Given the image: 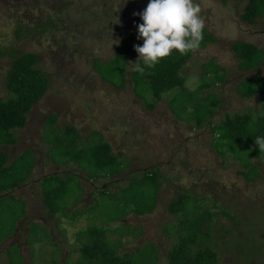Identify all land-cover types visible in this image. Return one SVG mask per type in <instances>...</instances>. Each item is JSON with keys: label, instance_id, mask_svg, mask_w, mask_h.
Wrapping results in <instances>:
<instances>
[{"label": "rangeland", "instance_id": "1", "mask_svg": "<svg viewBox=\"0 0 264 264\" xmlns=\"http://www.w3.org/2000/svg\"><path fill=\"white\" fill-rule=\"evenodd\" d=\"M56 2L67 8L61 12V19L68 20V24L54 30L53 34L38 36L36 41L25 39L18 43L21 50L41 54L40 66L48 69L52 82L48 96L39 102V112L31 116L30 126L20 135L22 140L6 148L16 157L32 147L37 151L38 161L37 170L32 172L27 184L12 190L0 200V238L12 234L0 242V264L10 262V247H15V252L19 251L17 261L22 262L23 258L24 264H53L56 259L59 262L68 259L69 264L78 262L80 252L77 247L80 242L77 233L87 226V217L71 220L60 211L56 218L51 209L53 203L48 199L41 200L43 194L40 195L38 190L43 178L53 174L66 176V189L70 193L64 198V206L70 208L68 211L71 214H76L78 210L85 211L88 204L93 206L97 200L107 203V211L102 206H95L85 213L97 216L101 223L109 214L115 215L117 202L109 201L98 193L93 195L92 191L104 185L114 191L118 185L129 183L133 171L98 179L100 170L90 167V159L83 152L101 139L111 143L114 153L123 151L133 158L131 170H139L142 174L154 166L163 174L160 202L154 213H132L122 222L109 225L112 228H116L117 224L122 225L119 230L131 234L124 238L125 244L120 248L122 251H133L155 242L161 249L160 264L166 263L168 251L177 235L175 231L179 229V219L170 211L171 199L174 195H187L185 202L191 205L194 194L198 193L202 199L197 202L200 207L208 205L206 201L212 198L242 219L239 231H235L234 220L219 215L215 210L218 228L217 238L212 241L220 253L221 264H264L262 239L254 249V257L249 258L250 241L257 239L256 234L249 236V223L252 222L254 229V224L259 223L262 216L264 219V151L254 158L259 176L248 182L239 174L243 167L235 155L229 153L223 156L220 153L218 143L221 139L213 132L227 115L248 113L249 108H254L258 114L262 112L264 97L244 98L239 94V83L246 82L248 77L254 76V72L239 67V59L232 48L234 42L241 40L264 47L262 19H258L257 25H251L241 18L249 0H230L227 4L220 0H194L200 7V15L208 30L202 40L207 43H200L194 57L182 70L186 78L185 88L182 89L185 102L172 105L170 100L175 92L164 93V98L153 108L149 106L155 102L151 90L145 85L139 86L136 91L134 88L132 74L135 70L131 62H136L139 56L135 50L128 62L125 84L121 77L113 76L109 81L110 77L100 75L96 69L99 65L95 67L94 61H109L114 56L116 45L132 33L138 36L137 25L143 21L136 13L146 8L148 0H0V42L7 46L12 44L18 23L27 20V12L43 21L54 12L51 6ZM14 13L16 17H11ZM137 44L142 45L143 40L137 39ZM9 61L0 60V96L7 94L3 79L10 66ZM104 65L106 67L108 63ZM261 73L264 75V69ZM216 75H226L228 80L220 85L213 83L212 91L199 90V86L209 83ZM208 91L216 92V97H221L222 101L216 109L210 107L215 111L214 116H206L199 125L198 117L204 116L206 106L211 105L203 99ZM193 103L199 106V112L196 113L194 106H190ZM54 108L60 109L58 126L63 127L68 123L76 126L79 141L87 142L83 145L84 150L71 145L70 156L66 155L67 145L64 147L59 142L55 143L56 152L52 155L61 158L59 164L69 158V166H59L50 160L49 145L40 141V136L48 130L46 128L40 134L45 128L43 122ZM64 128L59 129V133L64 132ZM63 140H67V136ZM91 141L93 143L90 145ZM78 150H82V158L77 157ZM242 155L245 156V152ZM88 176L95 179H88ZM88 182L93 184L88 186ZM191 185L195 187L189 188L188 192L185 187ZM24 199L28 202L25 214ZM77 199H81V202L74 205ZM19 213L23 215L17 220L16 229L12 215ZM62 221L63 226H60ZM123 224L133 226L129 228ZM65 227L68 230L66 236L63 234ZM221 229H228L230 234L221 232ZM236 233L246 235L233 237ZM37 238L43 241H36ZM244 249L245 252H241Z\"/></svg>", "mask_w": 264, "mask_h": 264}, {"label": "trees", "instance_id": "2", "mask_svg": "<svg viewBox=\"0 0 264 264\" xmlns=\"http://www.w3.org/2000/svg\"><path fill=\"white\" fill-rule=\"evenodd\" d=\"M220 1L227 4L230 0ZM68 5H70V3H68ZM51 8L54 12L43 21L27 12L25 15L27 20L24 23H18V27L15 30V37L11 41L12 44L7 46L0 42V60H10V66L3 79L7 94L0 96V194H4L5 196L9 195L11 190L27 183L30 176L37 170L38 154H36L37 151L32 147L23 151V153H20L18 156L13 157L12 161H10V159L13 153L6 150V148L8 149L9 146H15L22 140L20 138V135H22L21 130L29 125L31 115L35 116L37 112H39L37 110L39 102L44 97L48 96L47 94L51 87L52 79L48 69L40 66L41 54L35 51H24L18 47L19 41L25 39L36 41L38 36H42L44 33L50 34L51 32V34H53L54 30L62 25L68 24V20L61 19V12L67 10L65 6L56 2ZM138 11L142 12L141 10ZM11 17H16V14L14 13ZM241 18L251 25H257L258 19H262V28L264 30V0H249L243 13H241ZM207 31L208 30L204 26L203 36ZM136 41L137 37L132 33L121 41V43L116 45L112 59L105 63L101 60L94 59L95 67L97 64L99 65V68L96 67L99 74L105 78L110 77L108 79L109 81L113 76L121 77L124 79L125 84L128 62L133 56ZM202 43H207V41ZM204 46L206 45L204 44ZM232 48L239 59V67L246 71L254 72V76L248 77L246 82L242 83L245 81L243 80L241 82L242 84L239 83L238 86L241 87V89H239L240 96L244 98L255 96L263 98L264 75L261 71L264 69V47L254 42L241 40L234 42ZM194 53L195 50L189 51L186 54L173 51L170 56L161 59L154 67L146 68L143 73L134 71L132 80L134 82L135 91L141 85H145L147 89L151 90L154 96L153 98L155 99V102L149 105L151 108L164 98V93L170 92H175L170 100L171 104L174 105V103H178L181 105L182 102H185L182 89L185 88L186 82L182 70L194 57ZM213 58L215 60L217 59L216 57ZM106 63H108L106 67H109L107 68L108 72L104 65ZM227 78L226 75H216L213 77L212 81L198 88L202 91L203 89L211 90L213 83L220 85L223 82L225 83V80H228ZM124 84L122 83V85ZM58 91H56V93ZM211 91L203 95V99L205 101L207 100V103L210 102L211 105L206 106V113L204 116L198 117L199 125L206 119V116H214L215 111L210 107L216 109L222 101L221 97H219L220 99L216 97V92ZM213 98H215V100ZM190 106H194L193 110L196 113L201 110L199 106L194 103ZM59 110L60 109L54 108L50 111L49 117L45 119V121H47H44L45 128L42 129L40 133L42 134L43 130L46 128L48 129L45 131L46 133L42 135L43 137L40 136V141L44 142V145L46 143L49 145V159L57 165L60 163L61 158L52 155V153L56 152V147H54L56 142H59L61 146L64 147L67 145V156L71 154L69 153L71 145L75 144L77 148L84 150L83 145L87 143L86 141H79L78 129L70 123L63 126L65 127L64 132L59 133V129L62 130L63 128L58 126L60 117ZM216 128H214L213 132L217 134L218 139H221V142L218 143L221 147L218 149L220 153L223 156L229 153L234 154L235 158L240 161L243 167V169L239 171V174L248 182L255 180L260 172L257 171L258 165L254 163V158L261 156L264 151H260L259 145L255 140L257 137H264V101L262 102L261 113H255L254 108H249L248 113L236 114L235 116L227 115L222 124L216 125ZM56 132L59 134H54ZM65 136H67V140H63ZM43 138H46V140ZM98 141L99 142L95 141L93 146L91 145L93 141H91V148L88 146V148L85 149L86 151L83 152V154L86 155L85 157L90 159V167L93 166V168L95 167L97 170H100L101 173L97 175L98 179L133 171V176H131L129 183L118 185L114 191H112L110 187H105V185L92 191L93 195L98 193L101 197H107L109 201L117 202L115 211L117 213L115 215L109 214L106 216L105 221L101 223L99 219L96 218L97 216H93L90 213L87 214L89 210H92L95 206H102L104 211H107V203H101L96 200L93 206H90L92 205L91 203L88 204L84 208L85 211L78 210L76 214H71L70 211H68L70 208L66 209L68 206H64L66 203L64 198L70 193V190L66 189L68 181L65 180L66 176L62 177L59 174L49 175V177L43 178L40 181L41 189L38 191L40 195L43 194L41 200L44 199L46 201V199H48L53 203L51 209L55 216L60 211H63L62 215L71 220H76L80 216L87 217L89 221L87 226L77 233V239L80 242L77 250L80 252V258L76 264H160L161 249L155 242L137 247L133 251H122L120 248L125 244L124 238H127L129 232L127 233V231H125V233H122L119 230V226L122 225L117 224L116 228H112L109 225L112 222H122L123 218L132 213L136 215L154 213L160 202V180L163 174L159 170H156L154 166L144 170L142 174L139 170H131L130 167L133 162L132 157L125 155L123 151H120L119 154L114 153L110 142H106L102 139ZM34 145H36V143H34ZM243 152H245V156L242 155ZM78 153L77 157L82 158V150H78ZM68 162H70L69 158L63 162V164H59V166L68 165ZM71 175L73 177L75 176L73 173ZM80 176L83 177V175ZM90 178L95 179L94 177L88 176V179ZM92 184L88 182V186ZM43 185L45 188H43ZM196 186H200V184L197 183ZM194 187L195 185H191L185 188H187L189 192L190 189ZM13 194L14 193H12V195ZM194 196V203L191 205L185 202L187 195H180V197L174 195L171 199L170 211L177 216V220L179 219V229L175 231L178 236L175 235L173 245L167 254L168 260L164 264H221L220 253L214 247L216 243L212 241L214 238H217L216 229L218 228L215 210H217L219 215L221 214L234 220L235 231H239V227L242 225V219L230 209L221 207L214 199H208L206 201L208 205L200 207L197 202L202 199L199 197L198 193H195ZM13 197H15V195H13ZM3 198L4 197H1L0 200ZM79 202H81V199L75 200L73 204L75 205ZM27 204L28 202L24 199V214L26 213ZM23 213L12 215L14 227H17L16 222ZM246 220H248L247 217ZM243 223L245 224V221ZM251 223H249V236L256 234L257 239L250 241L249 258L254 257L253 253L256 252L254 249L259 242H261V239L264 241L263 216L259 223L254 224V229ZM62 224L63 221L60 226H63ZM124 226L131 228L133 225ZM63 231V234L66 236L68 231L66 227L63 228ZM220 231L227 235L230 234L228 229H221ZM245 235L246 234L236 233L233 237L242 238ZM10 236H12L11 233L6 236H1L0 242ZM39 240L38 238L36 239V241L39 242L43 241V239ZM14 249L15 247L9 248L8 256L10 257V262L7 264H24L23 258L22 262L17 261L16 255L19 254V251L15 252ZM241 252H245V249L241 250ZM52 263L69 264L68 259L65 262H59V260L56 259Z\"/></svg>", "mask_w": 264, "mask_h": 264}, {"label": "clouds", "instance_id": "3", "mask_svg": "<svg viewBox=\"0 0 264 264\" xmlns=\"http://www.w3.org/2000/svg\"><path fill=\"white\" fill-rule=\"evenodd\" d=\"M136 15L143 21L137 25V39H142L143 44L135 45L139 56L136 62H131L137 72L154 67L173 51L186 54L197 49L203 39L204 21L194 0H148L146 8ZM26 128L21 130L22 134ZM255 140L260 151L264 150V137ZM4 196L0 194V198Z\"/></svg>", "mask_w": 264, "mask_h": 264}, {"label": "flooded vegetation", "instance_id": "4", "mask_svg": "<svg viewBox=\"0 0 264 264\" xmlns=\"http://www.w3.org/2000/svg\"><path fill=\"white\" fill-rule=\"evenodd\" d=\"M11 158H13V156H11ZM21 187H23V185H21L20 188H21ZM2 195H4V194H1V196H2ZM26 209H28L27 206H26ZM18 222H19V221H18ZM18 222H17V223H18ZM16 229H17V227H16ZM13 235H14V234H13Z\"/></svg>", "mask_w": 264, "mask_h": 264}]
</instances>
